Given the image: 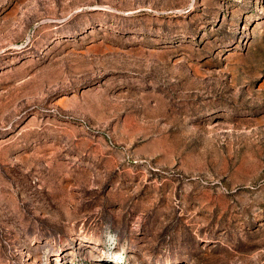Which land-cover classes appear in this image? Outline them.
Listing matches in <instances>:
<instances>
[{
    "label": "rangeland",
    "instance_id": "obj_1",
    "mask_svg": "<svg viewBox=\"0 0 264 264\" xmlns=\"http://www.w3.org/2000/svg\"><path fill=\"white\" fill-rule=\"evenodd\" d=\"M114 257L264 264V0H0V264Z\"/></svg>",
    "mask_w": 264,
    "mask_h": 264
},
{
    "label": "clouds",
    "instance_id": "obj_2",
    "mask_svg": "<svg viewBox=\"0 0 264 264\" xmlns=\"http://www.w3.org/2000/svg\"><path fill=\"white\" fill-rule=\"evenodd\" d=\"M105 243L109 249H112L117 242V236L115 233H113L110 228H106L105 231ZM114 259V264H122V261L119 260L118 258H113Z\"/></svg>",
    "mask_w": 264,
    "mask_h": 264
}]
</instances>
